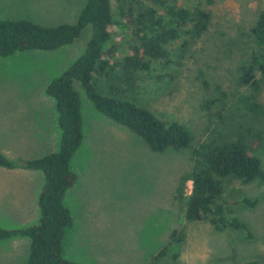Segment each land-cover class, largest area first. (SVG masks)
<instances>
[{"label":"rangeland","instance_id":"obj_1","mask_svg":"<svg viewBox=\"0 0 264 264\" xmlns=\"http://www.w3.org/2000/svg\"><path fill=\"white\" fill-rule=\"evenodd\" d=\"M133 1L158 5L157 0ZM85 3L0 0V19L24 18L43 26L75 23ZM114 5H118L116 0ZM208 8L212 17L207 31L189 38L187 46L173 43L169 59L156 65L158 77L139 73L134 84H127L114 77L121 73L119 67L115 74L100 77L103 92L116 84L123 96L183 123L196 146L221 135L225 124L216 115L218 109H225L230 124V114L239 119L237 115L243 113L237 95L248 91L238 85V66L242 58H248L250 29L264 0H214ZM90 37L88 29L74 43L54 50L0 56V151L7 158L32 159L60 149L56 101L44 88L75 62ZM131 43V28L114 27L111 61L120 62L132 53ZM77 88L82 97L84 139L72 161L79 180L65 196L74 222L66 232L64 256L78 264H147L172 238L171 250L179 252L182 264H234L224 259L234 252L237 264H264V183L233 181L228 187L229 199H260L253 207L243 203L236 207L255 238L248 240L241 230L218 231L204 220L189 221L177 190L181 177L192 167L191 149L152 150L140 136L102 114L78 84ZM219 92L227 93L224 106L218 102L207 110L204 102ZM259 95L264 104V87ZM44 101L48 103L38 104ZM252 122L264 133V117ZM255 151L264 164V139ZM41 179L19 167L0 166V227L39 222ZM175 230L181 239L173 238ZM30 249L27 236L0 240V264H26Z\"/></svg>","mask_w":264,"mask_h":264},{"label":"trees","instance_id":"obj_2","mask_svg":"<svg viewBox=\"0 0 264 264\" xmlns=\"http://www.w3.org/2000/svg\"><path fill=\"white\" fill-rule=\"evenodd\" d=\"M116 1L117 6L114 0H86L77 22L56 26H43L24 18L0 19L2 56L24 50H54L74 43L86 30H91L84 52L45 89L56 101L62 131L60 149L17 161L0 151V166L38 169L45 174L38 201L39 222L25 227H0V240L15 236L30 238L26 264H78L63 254L67 229L74 222L65 196L79 180L72 161L84 139L82 97L77 84L102 114L140 136L152 150L191 149L192 167L181 177L177 190V198L189 221L204 220L218 231L241 230L248 240L255 238L250 224L236 214V207L242 203L253 207L260 199L245 196L229 199L228 187L233 181L264 183V164L255 151L264 133L252 122L264 117V104L259 95L264 87V8L250 29L248 58H242L238 66V85L248 91L237 95L239 111L243 113L237 115L239 119L230 114V124L226 120L228 114L223 112L225 109H218L216 115L225 124L221 135L196 146L193 134L183 123L163 118L123 96L116 84H111L107 93L103 92L100 77L115 74L117 67L121 73L114 77L127 84H134L139 73L146 78L158 77L156 65L169 59L173 43L181 41L182 46H187L189 38L200 37L207 31L212 17L208 7L214 0H157V6L135 4L133 0ZM116 26L131 28L132 35V53L120 62L111 61L115 50L110 44ZM226 97V92L212 95L204 107L211 111L218 102L224 106ZM172 236L181 239L177 230ZM172 240L147 264H160L163 260L165 264H182L179 252L171 250ZM224 259L237 264L235 252Z\"/></svg>","mask_w":264,"mask_h":264},{"label":"crops","instance_id":"obj_3","mask_svg":"<svg viewBox=\"0 0 264 264\" xmlns=\"http://www.w3.org/2000/svg\"><path fill=\"white\" fill-rule=\"evenodd\" d=\"M12 55H14V54H12ZM12 55H9V56H12ZM0 56H2V55H0ZM15 56V55H14ZM5 57V56H4ZM7 57V56H6ZM2 58V57H1ZM0 60H2V59H0ZM46 87L47 86H45V88H44V91H45V93H46ZM47 94V93H46ZM48 103V101H44V102H39L38 104L39 105H45V104H47ZM52 105V104H51ZM47 154V153H46ZM45 155V154H44ZM37 158V157H36ZM20 168V167H19ZM11 169H13V168H11ZM22 170H24V172H26V174H38V175H41V178H43V183L45 184V174H44V172L42 171V170H38V169H25V168H21ZM40 171H42V172H40ZM40 178V177H39ZM43 184V185H44ZM44 187V186H43ZM41 193V192H40ZM40 193L38 194V197H39V195H40ZM38 201H39V198H38ZM38 206H39V202H38ZM20 213V212H19ZM28 214V211H24L23 212V214ZM22 214V215H23Z\"/></svg>","mask_w":264,"mask_h":264}]
</instances>
